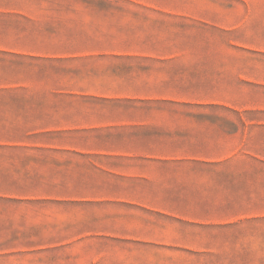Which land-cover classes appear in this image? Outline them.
<instances>
[{"label":"crops","instance_id":"0c3cea01","mask_svg":"<svg viewBox=\"0 0 264 264\" xmlns=\"http://www.w3.org/2000/svg\"><path fill=\"white\" fill-rule=\"evenodd\" d=\"M257 169L264 0H0V256L264 264Z\"/></svg>","mask_w":264,"mask_h":264},{"label":"rangeland","instance_id":"374dc122","mask_svg":"<svg viewBox=\"0 0 264 264\" xmlns=\"http://www.w3.org/2000/svg\"><path fill=\"white\" fill-rule=\"evenodd\" d=\"M214 1H224L231 3V6L234 2L238 1H244V0H214ZM255 95V97H254ZM249 96H251V101L257 100V102H262V89H250ZM245 101H250L247 98H244ZM199 111H206L204 108H199ZM208 111H228V110H222V109H209ZM245 187V186H244ZM246 187L253 188V185L250 186L247 184ZM207 188V186H182V189L185 192H198L199 196H203L204 190ZM255 188H257V205L258 203L261 204V201H264V169H257V185H255ZM264 208V205H261ZM20 219V222L23 223L22 219ZM260 236V235H258ZM59 252L56 251L55 254ZM40 254V253H39ZM31 259V257L27 254H23L21 256H11V255H1L0 256V264H27L25 262H28Z\"/></svg>","mask_w":264,"mask_h":264},{"label":"trees","instance_id":"16d2710c","mask_svg":"<svg viewBox=\"0 0 264 264\" xmlns=\"http://www.w3.org/2000/svg\"><path fill=\"white\" fill-rule=\"evenodd\" d=\"M198 107L204 108V109L209 108V109H222V110L230 109V110H232L231 108H228V107L222 106V105H199ZM232 111H236V110H232Z\"/></svg>","mask_w":264,"mask_h":264}]
</instances>
